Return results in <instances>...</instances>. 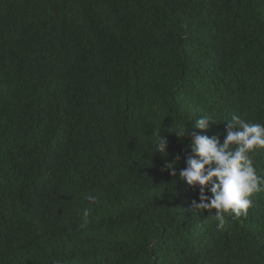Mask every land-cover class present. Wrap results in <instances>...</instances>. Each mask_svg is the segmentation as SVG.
<instances>
[{
	"label": "trees",
	"instance_id": "trees-1",
	"mask_svg": "<svg viewBox=\"0 0 264 264\" xmlns=\"http://www.w3.org/2000/svg\"><path fill=\"white\" fill-rule=\"evenodd\" d=\"M205 114L264 124V0H0V264H264V185L180 179Z\"/></svg>",
	"mask_w": 264,
	"mask_h": 264
},
{
	"label": "clouds",
	"instance_id": "clouds-1",
	"mask_svg": "<svg viewBox=\"0 0 264 264\" xmlns=\"http://www.w3.org/2000/svg\"><path fill=\"white\" fill-rule=\"evenodd\" d=\"M210 120L205 114L191 128L176 132L181 138L191 136L192 155L186 158V167L179 171V176L190 187H199V201H193L192 208L214 209L216 219L222 225L225 214L234 218L246 214L252 204L249 197L264 185V176L257 175L249 155L252 150L264 147V124L248 123L232 116L221 142L218 137L195 131L207 130ZM167 149V138L159 136L155 153L166 156ZM167 168L172 176L177 173L172 164Z\"/></svg>",
	"mask_w": 264,
	"mask_h": 264
},
{
	"label": "bare ground",
	"instance_id": "bare-ground-1",
	"mask_svg": "<svg viewBox=\"0 0 264 264\" xmlns=\"http://www.w3.org/2000/svg\"><path fill=\"white\" fill-rule=\"evenodd\" d=\"M12 181V180H11ZM12 187V186H11ZM10 192V191H9ZM25 194V193H24ZM17 200V199H16ZM8 201V200H7ZM15 202V201H14ZM33 202V201H32ZM33 205V204H32ZM23 230V229H22Z\"/></svg>",
	"mask_w": 264,
	"mask_h": 264
}]
</instances>
